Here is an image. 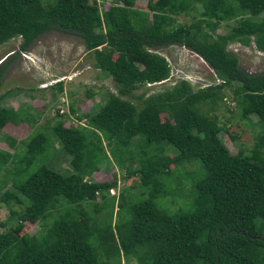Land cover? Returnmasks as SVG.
I'll return each mask as SVG.
<instances>
[{"label":"trees","instance_id":"16d2710c","mask_svg":"<svg viewBox=\"0 0 264 264\" xmlns=\"http://www.w3.org/2000/svg\"><path fill=\"white\" fill-rule=\"evenodd\" d=\"M133 1L114 0L102 10L107 0H0V45L18 37L25 51L48 31L74 36L92 68L116 89L95 113L76 118L82 126L64 127L58 120L48 135L32 134L22 153L18 142L3 136L12 152L0 149V190L7 183L10 188L1 192L0 206L23 210L17 225H0V264H264V72H243L227 50L237 43L264 54V0H146L145 12L134 9ZM189 12L196 17L188 25L176 23ZM226 22L233 25L216 34ZM172 45L199 57L218 83L193 90L178 80L145 99L144 93L135 96L141 87L167 80L169 67L155 51ZM54 87L61 92V83ZM223 88L239 117L257 128L247 153L231 154L215 118L201 112L204 104L222 99ZM33 121L0 108V129ZM135 138L153 150H131ZM53 140L70 158L67 172L43 159ZM166 146L171 156L163 155ZM108 159L128 178H139L137 197L126 189L116 200L109 196L114 179L85 181ZM184 164H195L196 171L179 175L170 167ZM181 177L191 182L186 193L178 188ZM182 195L189 205L172 208ZM167 196L173 199L165 207ZM80 205L92 208L83 221L73 210ZM24 222L40 224L39 232L21 233Z\"/></svg>","mask_w":264,"mask_h":264},{"label":"rangeland","instance_id":"374dc122","mask_svg":"<svg viewBox=\"0 0 264 264\" xmlns=\"http://www.w3.org/2000/svg\"><path fill=\"white\" fill-rule=\"evenodd\" d=\"M113 1L107 0L102 7L100 6L101 9H106ZM133 2L134 9L146 11V0H134ZM194 17H196V13L189 12V16L179 15L175 21L177 24L188 25ZM232 25L233 22L221 23L215 33L224 34ZM20 44L21 40L17 37L0 45V66L8 61L7 67L0 76V108L11 109L18 118L26 117L34 119V121L31 123L21 122L16 125L6 123L0 129V149L12 152L3 141V136L7 135L18 142L17 151L22 153L25 143L32 134L43 132L48 135L50 127L58 120H64V127L82 126L83 120L78 121L76 118L95 113L105 103L108 94L116 95V89L110 78L102 76L99 71L92 68L90 54L84 50L81 40L74 36L48 31L35 38L25 51L19 50ZM227 50L236 57L237 66L243 72L247 74L264 72V54L256 52L252 45L243 47L232 43L227 47ZM155 53L166 61L169 75L164 82L145 85L133 93L135 96L144 93L141 99L173 85L178 80H185L193 90L218 83L207 65L183 47L177 45L161 47ZM2 60H4L3 63ZM57 82L61 83V92H57L54 87ZM219 94V96L222 95V99L217 100L215 106L209 107L204 104L201 106V112H207L208 117L215 118L221 129L219 132L220 141L231 154H235L238 150L247 153L254 145L258 135L257 128L239 117L227 89H221ZM130 102L137 108L141 105V100L132 99ZM70 107L73 109V113L69 111ZM164 118V115H160V122H163ZM251 121L253 123L254 118ZM52 143L53 147L48 149L47 155L43 157L44 161L51 164L52 169L57 172H67L70 158L63 153L55 140ZM102 143L103 146L106 144ZM141 146L145 147L147 151L153 150V146H146L140 138L133 139L130 149L137 150ZM172 153L170 147L166 146L163 150V155L171 156ZM127 165L128 163L125 164V167ZM136 166L131 164V169H135ZM170 167L176 169L179 175L184 172L194 173L197 168L195 164ZM33 168L34 166L30 170ZM112 179L116 181V188L108 192L109 196H114L116 200L119 192L126 189L131 196L137 197L136 184L139 183V178L137 176L128 178L124 169H118L113 160L108 159L102 162L98 170L87 179L85 178V181L107 182ZM177 184L184 193L191 189V182L188 179L181 177ZM171 187L173 188V185ZM5 189H10L8 183L0 190V194ZM183 196L174 198L172 208H178L182 203L189 205V196ZM172 199L173 197L167 196L161 201L166 207V202ZM91 209L90 206L84 205L73 207L74 214L81 221L87 218ZM22 210L21 205L13 203H10L9 207L0 206V225L4 223L6 229L17 225L16 219ZM10 211L13 212L12 215H10ZM115 211L116 207L112 211L111 223L115 219ZM104 212L105 210H102L95 219L99 221ZM55 216L56 214L47 217L45 225L49 224ZM39 229L40 224L38 223L24 222L21 233L32 235L39 232ZM2 231L4 229L0 226V232ZM120 264L137 263L135 259H130L128 262L121 259Z\"/></svg>","mask_w":264,"mask_h":264}]
</instances>
